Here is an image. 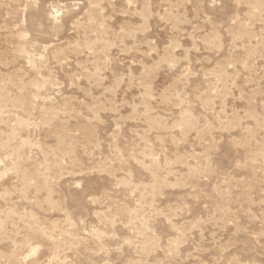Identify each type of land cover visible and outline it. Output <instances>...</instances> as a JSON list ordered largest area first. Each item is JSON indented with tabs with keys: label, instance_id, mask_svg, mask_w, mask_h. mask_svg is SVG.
Instances as JSON below:
<instances>
[{
	"label": "rangeland",
	"instance_id": "obj_1",
	"mask_svg": "<svg viewBox=\"0 0 264 264\" xmlns=\"http://www.w3.org/2000/svg\"><path fill=\"white\" fill-rule=\"evenodd\" d=\"M0 264H264V0H0Z\"/></svg>",
	"mask_w": 264,
	"mask_h": 264
}]
</instances>
